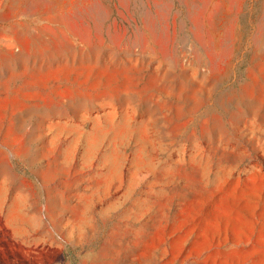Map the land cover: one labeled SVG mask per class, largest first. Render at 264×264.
Listing matches in <instances>:
<instances>
[{
  "label": "rangeland",
  "instance_id": "obj_1",
  "mask_svg": "<svg viewBox=\"0 0 264 264\" xmlns=\"http://www.w3.org/2000/svg\"><path fill=\"white\" fill-rule=\"evenodd\" d=\"M0 264H264V0H0Z\"/></svg>",
  "mask_w": 264,
  "mask_h": 264
}]
</instances>
